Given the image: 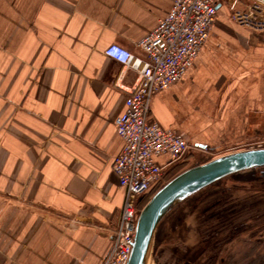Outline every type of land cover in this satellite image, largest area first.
Segmentation results:
<instances>
[{"label":"crops","instance_id":"crops-1","mask_svg":"<svg viewBox=\"0 0 264 264\" xmlns=\"http://www.w3.org/2000/svg\"><path fill=\"white\" fill-rule=\"evenodd\" d=\"M173 3L0 0V264H102L111 251L125 199L114 123L137 73L104 51L144 58L138 43ZM150 118L192 153L263 141L264 33L221 3L192 70L153 99Z\"/></svg>","mask_w":264,"mask_h":264},{"label":"built area","instance_id":"built-area-1","mask_svg":"<svg viewBox=\"0 0 264 264\" xmlns=\"http://www.w3.org/2000/svg\"><path fill=\"white\" fill-rule=\"evenodd\" d=\"M221 3L227 4L238 25L264 33V0H174L156 29L138 43L144 58L117 44L104 51L108 59L136 72L137 78L131 86L123 87L124 111L114 123L124 148L114 159L113 172L125 199L119 224L109 231L113 247L102 264H128L141 211L139 201L161 188L167 173L194 150L178 131L151 120V106L157 95L188 76L209 42ZM163 157L168 162L158 163Z\"/></svg>","mask_w":264,"mask_h":264},{"label":"rangeland","instance_id":"rangeland-1","mask_svg":"<svg viewBox=\"0 0 264 264\" xmlns=\"http://www.w3.org/2000/svg\"><path fill=\"white\" fill-rule=\"evenodd\" d=\"M254 148H264V140L222 153L191 152L166 183L195 165ZM263 172L264 168L230 176L173 210L158 229L150 264H264ZM234 183L249 187L234 188Z\"/></svg>","mask_w":264,"mask_h":264},{"label":"water","instance_id":"water-1","mask_svg":"<svg viewBox=\"0 0 264 264\" xmlns=\"http://www.w3.org/2000/svg\"><path fill=\"white\" fill-rule=\"evenodd\" d=\"M202 150H206V147L202 146ZM263 168L264 148L245 149L195 165L165 183L139 213L133 251L128 264H150L159 227L173 210L189 198L230 176ZM262 175L264 177V172ZM231 186L243 189L249 187L238 183Z\"/></svg>","mask_w":264,"mask_h":264},{"label":"trees","instance_id":"trees-1","mask_svg":"<svg viewBox=\"0 0 264 264\" xmlns=\"http://www.w3.org/2000/svg\"><path fill=\"white\" fill-rule=\"evenodd\" d=\"M191 153V152H190ZM183 162L179 163L173 170H178L180 168H182L183 166ZM168 176L165 179V183L167 181ZM169 181V180H168ZM160 187H158L157 189H155L154 191H152L151 193H149L146 197H144L143 199H141L138 203V208L141 210L149 201V199L153 196V194L159 189Z\"/></svg>","mask_w":264,"mask_h":264},{"label":"flooded vegetation","instance_id":"flooded-vegetation-1","mask_svg":"<svg viewBox=\"0 0 264 264\" xmlns=\"http://www.w3.org/2000/svg\"><path fill=\"white\" fill-rule=\"evenodd\" d=\"M171 172H173V171H172V170L169 171V172L167 173L166 177H167ZM189 264H191V263L189 262Z\"/></svg>","mask_w":264,"mask_h":264}]
</instances>
